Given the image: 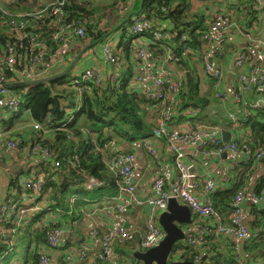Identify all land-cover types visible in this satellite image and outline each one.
Instances as JSON below:
<instances>
[{
  "label": "trees",
  "instance_id": "obj_1",
  "mask_svg": "<svg viewBox=\"0 0 264 264\" xmlns=\"http://www.w3.org/2000/svg\"><path fill=\"white\" fill-rule=\"evenodd\" d=\"M2 1L1 6L14 13H31L35 10V5L40 4V0ZM193 1L140 0L133 4L131 0H71L63 8L65 24L72 23L75 27L84 28L83 37H75L74 30L71 32L74 43L78 44L76 55L119 27L99 46L101 48L110 41L113 45L115 62L108 66L109 76L103 85L95 86L91 83V90L84 91L80 95L70 82L76 68L67 76L49 83L9 89L22 101L19 111L12 113L10 118H15L22 111H28L33 122L39 124L42 130L34 129L35 132L30 135L23 132L11 136L4 135L5 139L19 142L23 149L30 148L32 156V149L35 147L47 149L51 153V158L39 159L37 165L36 177H43L47 181L43 188L44 197L39 199L45 201L44 210L37 217H28V221L23 220L17 214L18 211H14L7 221L0 223V264H12L13 260L22 264H40L48 230L61 229L75 221H80L87 214L85 208L89 203L104 202L117 196L119 179L107 163L114 157V153L110 149L104 150V146L115 142L120 146L121 151L129 152L131 149L129 151L125 149V143L133 145L158 128V114L152 109L153 104L138 91L130 89L135 76L131 59L138 51L133 45L138 35H133L131 32L129 27L131 21L125 25L123 22L133 11L144 14L153 22V29L145 31L140 36L148 38L150 55L157 58H162L166 53L165 48L162 47L165 41H157L154 33L157 31L171 33L170 47L173 54L182 58L177 65L186 72L191 69V62L195 58L192 53L186 54V48L199 54V50L204 45L201 39L202 33L208 29L205 17L199 12V8L194 10ZM10 21L0 11V62L3 59L2 53L9 48H13L25 57L21 63L0 70V77L11 84L27 81L20 73L30 66V52L34 54L38 52L32 44V38L45 40L47 50H56L57 44L52 35L57 28L48 21L42 22L37 30L31 25L27 26L23 32L28 37L24 43H21L16 40L17 29L10 25ZM84 21H88L90 25H85ZM116 36L119 37L116 39ZM183 36L187 38L184 47L178 44ZM89 55H85L80 64L83 61L99 63L91 57L85 59ZM184 75L185 73L183 77ZM195 77H192L189 88L184 79L185 86L181 92L179 109L198 111V120L207 123L208 120L210 121L207 111L214 102L213 93L212 91L199 93L198 81ZM74 97L78 107L73 100ZM73 110H76L75 115L71 117ZM243 117L238 121L236 128L238 130L235 131L251 133L252 138L246 145L252 151L263 149L264 109H250L247 116ZM184 120L185 118L177 120V123ZM188 120L194 119L189 117ZM0 124L6 128L7 120L4 119ZM56 163L59 166H56ZM260 165L264 168L263 164L255 163L253 159L241 161L231 177L232 187L220 191L215 196V208L225 213V218L228 217L227 213L233 199L244 187L247 179L258 177L254 192L257 195L264 193V174H257ZM91 181L95 184L90 187ZM26 192L29 195L32 193ZM19 209L21 211L20 206ZM50 211L54 214L48 217L47 213ZM252 214H255V219L251 222V226L256 228L261 224L264 227V208L256 207ZM193 217L196 219L195 216ZM44 219L46 221H43ZM139 225L143 228L144 221ZM261 236L263 237L245 242L243 245L244 255L254 264H258L259 258L264 257V233ZM138 242L139 235L136 234L133 242L118 244L116 252H126V254L132 252L131 256H133L138 250L136 246ZM182 244L176 245L175 251H182L181 260L194 262L199 250H192L187 245L181 249ZM208 248L210 250L205 255L207 258L200 264H237L232 248L224 249L213 239ZM67 249L68 247L63 245L52 251L63 253ZM52 251L49 250L50 256ZM52 259L58 264H70L62 254L61 257ZM131 259L132 264H138L133 257Z\"/></svg>",
  "mask_w": 264,
  "mask_h": 264
},
{
  "label": "built area",
  "instance_id": "obj_2",
  "mask_svg": "<svg viewBox=\"0 0 264 264\" xmlns=\"http://www.w3.org/2000/svg\"><path fill=\"white\" fill-rule=\"evenodd\" d=\"M71 0H40L39 7L31 13H14L0 4V11L8 17L10 25L16 27V40L24 43L28 35L23 32L27 26H33L35 30L38 26L48 21L57 28L52 35L57 44L54 51L47 50L45 40L32 38V44L37 48V54L30 52V66L20 75L27 81L44 79L62 72L75 59L76 45L71 32L74 30L75 37H83L84 28L75 27L72 23L65 24L63 8ZM257 5L263 0H249ZM130 30L133 35H138L134 42V49L138 48L135 56L131 59V64L140 73H135L133 84L130 89L138 91L146 100L153 104V110L158 114V128L152 133L144 136L143 139L133 144V149L129 152L121 151L120 146L115 142L104 146V150L110 149L114 153L109 167L118 177V194L111 199L114 201V211L121 225L111 228L104 232L101 224L96 225L88 235L93 250L89 246L83 245L78 254V261L83 263L88 257L98 251L97 259L107 264H132V261L115 260L117 257L116 246L123 242H133L136 234L139 235L137 251L147 252L157 247L165 237V233L159 225V217L162 212L167 211L170 199H176L179 203L190 208L192 215L197 219H205L210 222L209 226L202 228L199 232H187L185 245L192 250H199V255L195 257L194 263L200 264L210 250L208 245L211 239L222 245L224 249H233L237 264H251L243 253L245 242L259 239L263 236L264 227L259 225L256 228L251 226L255 214L253 210L264 208V193L257 195L254 191L249 193L247 184L238 191L232 201V206L228 210V217L215 208V196L220 191L229 188L225 182L208 175L206 178L198 177L193 172V167L188 159L191 157H204L220 161L222 155L227 153L232 156L228 168L229 176H233L236 166L243 160H254L255 163L264 160V148L252 151L246 145L251 140L249 131H235L238 127V121L247 116L248 111L264 109V44L261 41H253L250 51H243L234 61V67L238 72L237 86H234L230 92L226 86V73L220 63H216L214 58L221 53L220 46L227 33L232 29L235 22L227 14H218L214 16L208 29L202 33L201 39L204 44L213 46V54L204 51L203 54L193 53L191 49L186 48V54H194V60L201 61L207 79L215 88V98L218 104L226 109L229 120L226 126L232 128V137L230 143H224L219 132L220 126H209L198 120V111L179 109L180 96L184 84L182 76L171 74L173 66L179 63L182 58L173 54L170 47L172 35L157 31L154 36L157 41L164 40L163 48L166 53L162 58L151 57L148 46V38L140 36L145 31L153 29V22L142 13H134L130 20ZM87 25L88 21H84ZM187 38L183 36L179 41V46L184 47ZM252 41V40H251ZM112 43L107 42L96 53L95 57L90 56L92 60H97L102 65L108 67L115 62ZM146 48V50L144 49ZM133 49V50H134ZM221 53V54H220ZM0 62V70L7 67H13L17 63L25 60V57L13 48L7 49ZM76 55V56H75ZM87 55V54H86ZM75 56V57H74ZM74 57V58H73ZM85 59H88L87 57ZM199 59V60H198ZM70 64L68 65V62ZM85 66L79 63L81 68L75 72L71 85L82 94L84 91L91 90V83L95 86L103 85L106 82L105 73L94 66V63L84 61ZM83 65V66H82ZM82 68H84L82 70ZM8 83L3 77H0V123L8 114L18 112L21 106V99L9 91L6 87ZM136 89H134V87ZM138 89V90H137ZM235 108H241L242 117L237 115ZM160 116V117H159ZM181 116L185 120L180 124H175ZM194 119L189 121L188 118ZM183 129L180 134L176 128ZM36 130H42L39 124H34ZM4 132L0 130V149L6 156L17 152L20 147L19 142L7 141ZM6 136V135H5ZM167 140L168 152L172 156L174 166L177 171L175 177L171 178L161 163V153L157 150L156 143ZM141 147L148 156L157 163L156 179L154 180L150 191L146 195H140L135 183V151ZM33 156L50 159L51 153L47 149L35 147L32 149ZM242 155V158H238ZM223 162H220V164ZM56 166H59L56 163ZM47 181L43 177L28 178L24 181L26 191H31V198H41L43 188ZM95 182H90V187ZM249 188V187H248ZM124 198L128 200V206L140 210L143 215L144 226L142 229L130 230L124 227L126 221L127 205L121 204ZM249 204L250 206L248 207ZM18 204L14 207L18 209ZM8 207L4 209L5 214L0 217V223L7 221L13 212L8 213ZM25 211L22 210L21 214ZM48 218V217H47ZM64 230L50 229L46 232V246L41 254L40 264H56L53 262L50 251L62 246ZM227 247V248H226ZM71 258V257H70ZM73 262V259L71 258ZM96 264V262H94Z\"/></svg>",
  "mask_w": 264,
  "mask_h": 264
},
{
  "label": "crops",
  "instance_id": "obj_3",
  "mask_svg": "<svg viewBox=\"0 0 264 264\" xmlns=\"http://www.w3.org/2000/svg\"><path fill=\"white\" fill-rule=\"evenodd\" d=\"M140 0H131V2L134 4L135 2ZM193 8L194 10L199 8V12L203 14L205 17V24L210 25L212 23V20L214 16L218 14H227L229 15L235 22L232 29L227 33L225 39L223 40L220 49L222 50L221 55L219 57L216 56L214 58V61L217 63H220L222 68L224 69L226 73V86L228 91H232L234 86H237V79H238V72L234 67V61L239 56V54L243 51H250L251 49V43L254 41H261L264 44V34H261L259 37L254 36L255 38H251L249 35V27L250 22L248 21L251 16L254 15V12H250L249 10H259V14L261 12H264V0L257 4L252 6V4L248 3L247 0H194L193 1ZM132 14L136 13V11L131 12ZM252 13V14H251ZM131 15V14H130ZM249 15V17H247ZM254 19H257L256 17ZM252 40V41H251ZM213 46H208L206 44L202 45L201 49L199 50V55L203 54L204 51H209L208 53L210 55L213 54ZM94 50H91L89 53L90 56L95 57ZM87 53V54H89ZM220 53V54H221ZM199 60V59H198ZM91 64V63H90ZM83 65L84 61H83ZM82 65V66H83ZM98 69L102 70L106 75V81L107 77L109 76V68L102 65L100 62L95 63V65ZM84 68H82L83 70ZM77 68L75 70L78 71ZM135 73H140L141 71H137V69L134 68ZM191 72L192 77L196 76L195 79L198 81V88L199 93L209 92L212 91L213 93V101L211 108L207 111L208 116L210 117V121L204 122L205 124L209 126H220L221 132H219V136H221L223 131H227L232 134V128H229L226 126L227 121L229 120L228 113H226V109L223 107L220 108L216 106L217 99L215 98L214 93V86L210 84L211 81H209L205 75V71L203 69V65L201 61H197V59L192 60L191 62V69L189 71L183 72L182 69L178 67V65L173 66V69L171 70V74L176 76H182L183 73H185V79L186 86L189 88L190 86L187 85V78L186 73ZM133 84V82H132ZM131 84V85H132ZM134 87V86H133ZM136 89V87H134ZM138 90V89H137ZM215 106V107H214ZM237 111V115L242 117V114L240 112L241 108H235ZM13 115V114H12ZM20 115V114H19ZM19 115H16V119ZM75 115V114H74ZM8 116H11V114H8L7 117L4 119L6 120ZM15 118H10L11 121L9 123L7 122V127L5 128L3 125L0 124V130L4 132L6 136L14 135L15 133H18L17 129V121H15ZM184 116H181L179 120H183ZM35 123H33L34 126ZM175 124H180L175 122ZM180 134L184 133L183 129H179L178 125H174ZM34 128V127H33ZM22 132V131H21ZM20 133V132H19ZM31 133H28L26 135H30ZM47 135V134H46ZM168 143L167 140H162L156 143L157 150L161 153V165L164 167L167 174L173 178L176 176L177 171L174 166V161L172 156L169 154L167 149ZM125 149H133V146L131 144L125 143L124 146ZM19 154L17 152L13 153L10 156H6L1 150H0V217H2L5 212L4 209L8 207V213L11 212H17L18 209L15 206V204H18L20 206H26L27 209H23L26 215L21 216L19 212L17 214L25 221H28V217H37L40 212H42L45 208V201L44 199L39 200L44 197V195L41 198L32 199L31 196L26 192L24 188V181L28 178H36V173L38 171L37 165L38 160L42 158L34 157L30 154V148L23 149L21 146L19 147ZM135 163L134 167L136 169L135 172V183L137 184V190L140 195H146L149 193L150 188L156 179V171L157 169V163L153 161L146 151L142 149L141 147H137L135 151ZM238 158H242V155H240ZM191 166L193 167V172L198 175V177L206 178L208 175H212L214 178L219 179L222 183L228 184L230 187H232V176H229V173L227 171L231 160L233 159L232 156H227L226 158H221L220 161H215L213 159H207L204 157H188ZM220 162H223L220 164ZM20 163L21 165H26L27 167V177L23 181L22 188L18 192H16L15 187L17 186L18 179H12V175L15 173V167L16 165ZM110 164V161L107 162ZM264 165V163L260 162ZM255 166V165H254ZM259 167V172L257 174L263 173L264 174V168ZM262 171V172H261ZM30 174V175H28ZM258 178V177H257ZM257 178H249L245 181L247 184V190L249 193L254 191V188L256 186ZM249 187V188H248ZM74 201V199H72ZM121 204L127 205V213H126V221L124 222V227L127 229L133 230V229H142V225H139L140 223L143 224V215L140 210H137L133 207L128 206V200L127 198H124L120 201ZM34 204V205H33ZM8 205H11L9 207ZM114 201L111 199L105 200L104 202H94L89 203V205L85 208L86 215L83 216V218L80 219L78 222H73L71 225H68L67 227H62L64 230V237L62 246L68 247L67 250L56 253L54 251L51 252L52 258H58L61 257V254L63 258L65 259L67 255H69L72 259V261H69L70 264H107L102 263V261H99L97 259L98 251H96L94 254L90 255L88 257V260L83 263L79 262L77 257L79 252L81 251V248L83 245L89 246L91 250H93L91 241L88 239V237H85L88 235V233L93 229L96 228L95 226L98 224H101L103 227V231L106 232L111 228H116L121 225L120 220L117 218V214L114 211ZM248 207L250 206L247 204ZM22 210V208H21ZM56 213H59V211H56ZM13 214V213H12ZM52 214H54L53 211H50L47 213V216L50 217ZM192 224L189 225L186 228L187 232H199L202 228L209 226L210 222L205 219H194L192 216ZM43 221H46L44 219ZM26 223V222H25ZM81 242V243H80ZM77 248V249H76ZM117 253V257L120 260H128L132 261V259H128L126 252L125 253ZM262 254V252H261ZM180 257V256H177ZM260 262L258 264H264V257H260ZM54 263L58 264L55 259H52ZM67 262V261H66ZM251 264L252 261H249ZM62 264V263H61ZM66 264V263H64Z\"/></svg>",
  "mask_w": 264,
  "mask_h": 264
},
{
  "label": "water",
  "instance_id": "obj_4",
  "mask_svg": "<svg viewBox=\"0 0 264 264\" xmlns=\"http://www.w3.org/2000/svg\"><path fill=\"white\" fill-rule=\"evenodd\" d=\"M132 17L133 14L129 15L127 19L123 22V25L129 22ZM118 28L105 34L100 40L96 41L92 45H89L84 48L75 57L73 62L62 72L44 79L7 84L6 87L8 89L28 87L42 83H49L59 78L67 76L73 69H75L79 65L81 59L87 53L101 46L105 40H107L113 33L118 30ZM186 78L187 85L190 86L192 81L191 72L186 73ZM221 137L224 143L231 142V133L223 131ZM227 156L228 154L224 153L222 155V158H226ZM261 162L264 163V160H262ZM192 216V212L188 206L179 203L176 199H170L167 211L162 212L159 217V225L165 233L163 241H161V243L157 247L147 252L136 251L132 257L136 260L138 264H195L191 261L181 260L180 257H177L178 255L175 251L176 245L182 244L184 241L186 242V228L192 224ZM205 259L206 256L203 258L202 261H205Z\"/></svg>",
  "mask_w": 264,
  "mask_h": 264
},
{
  "label": "rangeland",
  "instance_id": "obj_5",
  "mask_svg": "<svg viewBox=\"0 0 264 264\" xmlns=\"http://www.w3.org/2000/svg\"><path fill=\"white\" fill-rule=\"evenodd\" d=\"M1 1L2 0H0V4H2L1 3ZM4 1H8V0H4ZM3 2V1H2ZM39 6H36L35 5V9H37ZM250 12H254V15H253V17H250V19L248 20L251 24H250V27H249V35H250V37L253 39V38H255L254 36H256V37H259L261 34H264V12H261L260 14H259V10L257 9V10H249ZM247 17H249V15L247 16ZM257 18V19H254V18ZM119 36H116L115 38L117 39ZM114 38V37H113ZM109 43H110V41H109ZM133 48H134V45H133ZM96 49H98V51L100 50V48L99 47H97V48H95L94 49V51L95 52H97V50ZM145 50H146V48H144ZM90 54V53H89ZM152 58H153V56H151ZM80 69L81 68V66H79V67H76V69ZM75 69V70H76ZM75 72V71H74ZM71 82V81H70ZM73 100H75V104H76V106L78 107V102H77V100H76V98L74 97V99ZM214 103V102H213ZM216 106H218L219 108H220V106H219V104L217 103L216 104ZM215 107V106H214ZM75 111L76 110H73V112L70 114V116L72 117L74 114H75ZM154 116V115H153ZM7 120V122L9 123V121H10V116H8V118L6 119ZM15 121H17V129H18V132H23V133H25V134H28V133H33V132H35V128H33L34 126H33V120H32V118H31V115H30V113L28 112V111H22V113L17 117V119L15 118ZM35 129V130H34ZM38 131V130H37ZM0 176H1V174H0ZM26 177H27V167H26V165L24 166V165H21L20 163H18L17 165H16V167H15V173L12 175V179H18V181L16 182L17 183V186L15 187V190H16V192H18L19 190H21V188H22V184H23V181L26 179ZM34 205V204H33ZM9 207H11V205H8ZM22 208V210L23 209H27L26 208V206H22L21 207ZM21 210V211H22ZM21 211H20V209L18 210V212L21 214ZM27 213V212H26ZM26 213H24V214H26ZM21 215H23V214H21ZM39 224H37V226H38ZM42 225V224H41ZM40 226V225H39ZM185 242V241H184ZM183 242V246H181V249H183V247H184V245H185V243ZM121 244V243H120ZM116 249H117V246L115 247ZM177 253V255L178 256H180L181 254H182V251H178V252H176ZM131 254H132V252H129L128 254H126L127 255V257H128V259H131L132 258V256H131ZM21 257H22V255H21ZM119 258H121V257H115V260L116 261H118L119 260ZM66 261H71V258H70V256L69 255H67L66 256ZM126 262H129L128 260L126 261ZM12 264H22V263H20V262H15L14 260H13V262H12Z\"/></svg>",
  "mask_w": 264,
  "mask_h": 264
},
{
  "label": "clouds",
  "instance_id": "obj_6",
  "mask_svg": "<svg viewBox=\"0 0 264 264\" xmlns=\"http://www.w3.org/2000/svg\"><path fill=\"white\" fill-rule=\"evenodd\" d=\"M20 207H22V206H20ZM207 258V257H206Z\"/></svg>",
  "mask_w": 264,
  "mask_h": 264
}]
</instances>
